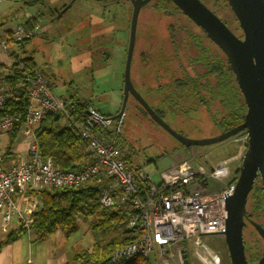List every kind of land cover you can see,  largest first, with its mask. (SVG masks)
Segmentation results:
<instances>
[{
  "label": "rangeland",
  "instance_id": "374dc122",
  "mask_svg": "<svg viewBox=\"0 0 264 264\" xmlns=\"http://www.w3.org/2000/svg\"><path fill=\"white\" fill-rule=\"evenodd\" d=\"M1 1L0 20L12 31L24 23L26 15H43L39 21L32 19L39 23L42 32L25 46V50L32 52L35 69L48 80L57 97L63 101H89L107 117L120 113L124 103V75L133 14L129 0H76L74 4V0H40L41 3L35 6L30 3L38 0ZM208 4L237 37H243L227 0ZM158 5L166 12L157 8ZM63 6L67 8L63 10ZM54 10L56 15L51 17ZM190 33L202 35L186 17L174 10L172 4L163 2L160 6L158 0L146 4L137 24L131 81L154 111L164 112L163 121L173 131L193 140L213 138L224 132L215 124L224 114L218 102H211L207 108L198 97H182L178 101L171 97L177 80L205 73L202 66L192 63L197 51L188 39ZM203 45L214 56L224 59L222 52L210 41L205 40ZM15 47L17 45L10 49L13 59V53L21 52H14L18 49ZM11 66L12 62L2 65L5 75L11 71ZM210 82L215 85V78ZM5 88L11 96L9 87L5 85ZM124 106L125 119L120 136L124 153L132 157V165L141 167L153 183L160 184L162 172L192 159L196 160L193 161L195 166L200 160L207 161L212 168L226 173L223 179H209L211 191L236 182L247 150L245 134L213 146L186 148L153 122L134 97L130 95ZM60 124H66L65 120L62 119ZM77 223V233L64 239L58 232L49 239L50 246L54 247L56 240H62L63 246L74 253L78 248L91 249L97 242L117 238L105 231H92L91 219L80 216ZM202 241L208 251H202L201 258L211 253L218 256L220 264H230L223 237L206 236ZM193 250L191 247V264H203L193 257ZM180 257L175 253L164 264H181Z\"/></svg>",
  "mask_w": 264,
  "mask_h": 264
},
{
  "label": "built area",
  "instance_id": "2783aa9c",
  "mask_svg": "<svg viewBox=\"0 0 264 264\" xmlns=\"http://www.w3.org/2000/svg\"><path fill=\"white\" fill-rule=\"evenodd\" d=\"M26 22L15 31L0 32V111L8 101L1 58L8 57L15 63L10 58L11 47L42 32V27L32 18ZM26 81L30 101L23 126V136L29 142L27 158L7 165L4 155L0 154V210L5 227L13 218L28 230L34 223L33 213L38 205L28 199V190L99 186L102 208L129 206L135 211L126 226L133 241L114 252L112 264H131L138 258L151 264H164L175 253L184 264L183 251L186 250L190 258L191 247L193 257L203 264H220L218 256L211 253L201 258L200 253L208 251L202 239L224 236L225 233L220 232H225V197L234 194L236 182L211 191L209 179H223L226 173L212 168L207 161L200 160L195 166L193 161L196 160L192 159L162 172L160 184H155L141 167L130 166L122 159L120 136L124 114L120 119L101 121L99 118L113 117L104 116L93 105L85 106L78 113L72 101L56 96L48 80L36 69ZM56 116H62L87 143L89 163L81 171L63 172L51 158L42 157L40 153L36 130L48 117ZM19 122L18 115L0 116V137ZM27 213L31 215L26 217Z\"/></svg>",
  "mask_w": 264,
  "mask_h": 264
},
{
  "label": "trees",
  "instance_id": "16d2710c",
  "mask_svg": "<svg viewBox=\"0 0 264 264\" xmlns=\"http://www.w3.org/2000/svg\"><path fill=\"white\" fill-rule=\"evenodd\" d=\"M153 1L156 0H151L149 3ZM158 1L160 6L163 5V2H167L173 5L175 11L180 12L171 0ZM200 1L217 15L208 6V2L213 1L217 3L220 0ZM75 2L76 0L73 1V4ZM40 3L41 1L38 0L30 3V6H35ZM66 8V6H63V10ZM70 8L71 6L68 7V9ZM157 8H160L159 5ZM162 9L165 11L164 8ZM55 15L56 11L54 10V12H51V17ZM41 16L43 15L36 13L32 16V19L39 21ZM183 16L186 17L185 15ZM187 19L202 34L200 36V34L190 33L188 34V39L197 51V55L192 60V63L196 66H202L205 69V73L203 75H197L195 78L186 76L182 80H177L174 84L175 89L171 91V97L176 101L182 97H198L200 98L201 104L207 108L211 102H218L224 114L220 120L215 121V124L222 131H229L244 121L247 113L244 98L236 83L235 76L228 70V63L224 54L222 53L224 56V59H222V56H214L208 47H204V41L210 40L207 39L203 32L189 18ZM5 25V22L0 20V26L3 27ZM170 39L173 41L174 37L171 36ZM32 40L33 38L26 39L17 45L21 52L13 53L15 63H12L11 71L3 75L4 84L11 90V96L7 93L8 101L1 109L0 116H20V122L9 132L10 141L8 152L4 155L5 159L10 154L9 148L14 145L17 136L23 129L25 116L30 106V101L27 96L26 78L32 75V71L37 67L32 52H27L25 46L30 44ZM211 78H215V85L211 84ZM208 99L209 101H207ZM72 102L78 113L85 106L92 105L89 101L80 99H75ZM175 104L177 105V103ZM155 112L160 118H164V112ZM62 119V116L48 117L36 130L40 153L42 157L51 158L54 165L63 172L81 171L89 163L87 143L80 138L73 126L67 123L61 125L60 122ZM122 159L128 165L133 166L132 157L125 155L124 149ZM39 194L40 204L37 211L33 213L35 221L30 226L31 231L35 234L36 242H46L58 232L63 235L64 239H69L79 230L77 220L80 216H83L85 220L91 219L90 229L92 231H105L115 234L117 237L107 241L97 242L91 249L78 248L67 264H112L111 258L114 252L125 248L133 241L132 233L126 229V226L129 219L135 213L134 209L129 206H118L115 209L102 208L99 204V186L88 185L77 189L41 190ZM251 201L252 203L254 202V205H250V208L254 212H259L261 217H264V193L260 179L256 181L249 195L248 203H251ZM248 216L255 222L253 220L255 217L251 211L248 212ZM27 232L28 229L23 225L20 226L19 230L10 234L5 241L0 243V249L24 237ZM246 253L247 249L245 246ZM247 263H250L248 259ZM131 264H149V262L138 258Z\"/></svg>",
  "mask_w": 264,
  "mask_h": 264
},
{
  "label": "water",
  "instance_id": "95a60500",
  "mask_svg": "<svg viewBox=\"0 0 264 264\" xmlns=\"http://www.w3.org/2000/svg\"><path fill=\"white\" fill-rule=\"evenodd\" d=\"M150 1L131 0L133 14L124 75V103L120 113L110 119H101L91 114L101 121L120 119L125 112L126 99L131 95L153 122L186 148L213 146L245 134L248 139L247 150L238 172L234 194L225 197V232L220 233H225L223 239L230 264H248L247 259L249 264H264V217L250 208L254 202L248 203L249 195L258 179L262 182L264 193V0H227L228 6L239 23L242 38L237 37L200 0H171L180 12L189 18L224 54L228 70L235 76L247 107L242 124L217 137L200 140L189 139L173 131L137 93L132 84L131 65L138 19L140 11ZM247 211H251L255 222L250 220V224L246 226ZM183 263L189 264L186 250L183 251Z\"/></svg>",
  "mask_w": 264,
  "mask_h": 264
},
{
  "label": "crops",
  "instance_id": "0c3cea01",
  "mask_svg": "<svg viewBox=\"0 0 264 264\" xmlns=\"http://www.w3.org/2000/svg\"><path fill=\"white\" fill-rule=\"evenodd\" d=\"M29 18H32V16L26 15L25 21ZM7 30H10V28L3 26L1 27L0 32L3 34ZM15 48L18 49L14 50V52L19 50V47ZM10 58H12V55H10ZM1 62L2 69V65L6 66L11 61L8 57H2ZM4 70L5 69H2L3 73ZM69 101L73 100L70 99ZM0 138V154L6 155L10 141L9 132L2 134ZM28 148L29 142L24 138L22 129L20 134L17 136L14 145L9 148L10 154L5 159L7 165L18 164L25 160L27 158ZM17 196H19L18 193L15 194L16 198ZM27 197L31 202L37 203L39 207L40 194L38 191L28 190ZM1 213L2 210H0V243L5 241L10 234L16 232L19 230L20 226H22L21 222H19L16 218H13L10 224L5 227L2 221ZM30 215V213H27L26 217H29ZM55 235H57V233ZM62 236L63 235L61 234V237ZM48 242L49 240L43 243L36 242L34 232L29 229L24 237L20 238L16 242L3 246L0 249V264H67V262L73 257L74 253L70 251L69 247L65 248L63 246L62 240L60 242L59 240H56L53 244L54 247L50 246L51 243ZM46 244H48V246L43 247V245Z\"/></svg>",
  "mask_w": 264,
  "mask_h": 264
},
{
  "label": "flooded vegetation",
  "instance_id": "af4514ba",
  "mask_svg": "<svg viewBox=\"0 0 264 264\" xmlns=\"http://www.w3.org/2000/svg\"><path fill=\"white\" fill-rule=\"evenodd\" d=\"M101 1V0H100ZM130 2H131V0H129ZM71 7H72V5H71ZM251 219L249 218V216H248V212H247V217H246V219H245V223H246V226H247V224H250L249 223V221H250ZM252 221V220H251ZM246 228V227H245ZM245 228H244V230H245Z\"/></svg>",
  "mask_w": 264,
  "mask_h": 264
},
{
  "label": "bare ground",
  "instance_id": "6f19581e",
  "mask_svg": "<svg viewBox=\"0 0 264 264\" xmlns=\"http://www.w3.org/2000/svg\"><path fill=\"white\" fill-rule=\"evenodd\" d=\"M188 254V253H187ZM188 259H189V255H188Z\"/></svg>",
  "mask_w": 264,
  "mask_h": 264
}]
</instances>
